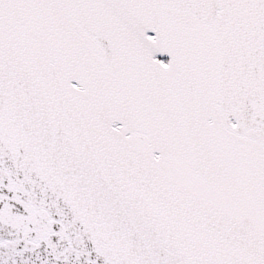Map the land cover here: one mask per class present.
Segmentation results:
<instances>
[{"label": "snow or ice", "instance_id": "obj_1", "mask_svg": "<svg viewBox=\"0 0 264 264\" xmlns=\"http://www.w3.org/2000/svg\"><path fill=\"white\" fill-rule=\"evenodd\" d=\"M0 264H264V0H0Z\"/></svg>", "mask_w": 264, "mask_h": 264}]
</instances>
